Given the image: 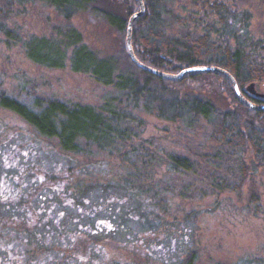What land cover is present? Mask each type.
I'll use <instances>...</instances> for the list:
<instances>
[{
    "label": "rangeland",
    "instance_id": "374dc122",
    "mask_svg": "<svg viewBox=\"0 0 264 264\" xmlns=\"http://www.w3.org/2000/svg\"><path fill=\"white\" fill-rule=\"evenodd\" d=\"M6 1L9 2L0 0V4ZM234 3L236 10L232 12ZM169 4L180 15L192 10L189 0H169ZM228 4L231 9L224 15L205 17L213 25L212 38L233 43L235 31L234 35L245 39V43L264 39V0H228ZM10 10L3 21L18 39L8 41L0 31V91L29 106L39 97L101 105L103 94L110 92L112 87L96 81L89 73L72 70L69 48L65 49V62L59 67L34 61L26 53L24 44L42 36L56 38L57 29L66 23L54 8L40 0H20L10 6ZM245 10L248 16L244 15ZM194 14L199 17L203 13L198 10ZM218 17L225 19V24L219 22ZM69 22L80 31L82 41L99 55L114 51L124 41L123 34L117 33L90 10L75 12ZM168 29L175 31L177 27L169 24ZM252 54L264 62V49L258 47V52ZM210 81L214 87L221 80L212 76L197 82L199 96L213 100L223 107L221 110H233L235 101L230 94L226 90L215 91ZM256 90L264 93L263 87ZM132 112L141 118L140 131L130 126L139 134L134 136L133 142L140 145L141 153L127 149L124 156H119L115 151L97 147L94 140H88L86 144L81 142L78 152H66L56 138L42 135L17 112L0 105V131L7 136V141L0 143V150H6L8 156L4 162L7 165L5 171L15 177V181L26 179L34 171L41 175L55 172L58 181L51 185L56 189L40 185L36 191L44 198L36 197L33 202L42 201L40 206L43 207L49 202L55 204V210L48 218L62 225L57 235L56 224L49 220L48 228L42 226L39 230L38 239L42 242H37L33 234L34 216L31 211L23 215V211L11 207V204L17 205V197L16 193L9 194V210L4 211L9 219L3 226H8L9 250L4 254V264H38L40 260L42 264H82L80 259L66 255L72 251H85L87 264H184L191 250H195L196 255L189 264H264V162L259 163L250 150L246 151L251 181H245L239 195L223 190L203 199L174 196L170 199L168 213L146 197V204L139 208L137 203L130 202L128 194L114 185L119 177H126L132 170L128 160H135L134 166L145 174L142 176L145 183H154L167 174L165 167L160 165L165 152L189 153L203 163L202 156H213L218 142L210 136V128L202 119L188 118L186 124L179 118L158 116L156 110H144L142 101L139 108H132ZM144 147L158 164L145 165L143 170L141 159L147 157ZM4 163L0 160V171ZM21 166L29 168L24 177L18 174ZM134 170L137 169L134 167ZM200 175L199 172L188 179L195 182ZM203 183V179L200 180L195 188L200 189ZM82 186L85 187L83 201ZM252 191L259 194L261 210L257 212L249 201ZM64 192L68 193L67 198L61 196ZM13 215L18 220L13 219ZM78 227L87 233H82ZM112 228L115 230L111 231ZM88 230L90 233L102 232L88 234ZM63 232L76 236L73 247L67 245V236ZM17 235L23 236L24 240L18 239ZM2 243H5L4 239ZM42 251L49 253H40ZM16 255L25 258L19 260ZM37 255L38 258L33 259Z\"/></svg>",
    "mask_w": 264,
    "mask_h": 264
},
{
    "label": "trees",
    "instance_id": "16d2710c",
    "mask_svg": "<svg viewBox=\"0 0 264 264\" xmlns=\"http://www.w3.org/2000/svg\"><path fill=\"white\" fill-rule=\"evenodd\" d=\"M19 1L9 0L0 4V31L12 42L18 37L5 26L3 20L11 11L10 6ZM40 1L52 6L66 23L60 28L55 27L58 28L56 38L42 36L24 44L27 55L34 61L59 67L65 62V49L69 48L68 58L72 70L89 73L96 81L111 86L112 90L103 94L102 104L98 107L56 97L35 98L29 106L0 91L1 106L17 112L42 135L56 138L60 148L66 152H78L81 142L86 144L88 140H94L97 147L115 151L119 156H124L127 149H131L133 153H141L140 145L133 142L134 136L139 134L130 127L135 126L139 128L137 131L141 130V118L132 112V108H139L141 101L144 110H156L158 116L179 118L186 124L188 118L202 119L210 128V136L218 142L213 156L204 154L201 163L189 153L173 150L165 152L160 165L165 167L167 174L154 183H145L142 177L145 174L134 166L135 160H128L127 163L132 164H128L132 170L126 177L121 176L115 181V188L128 194L130 202L137 203L139 208L146 204L145 198L150 197L164 213L169 212L170 199L174 196L182 199L197 196L203 199L223 190L240 194L245 181H251L246 151L250 150L259 163L264 162V109L257 110L244 104L237 97L230 79L223 73L192 70L173 79L159 76L135 64L126 50L124 36L129 16L138 9L137 0ZM189 1L192 10L180 15L170 6L169 0H143L145 11L134 20L131 29V44L136 57L145 64L167 72H178L196 64L221 66L233 75L248 99L264 103V97L250 94L245 87L254 82L256 89L264 88V62L252 54L258 52V47L264 49V39L245 43L246 40L238 38L234 31L233 43L228 40L218 42L212 38L213 25L205 17L213 14L221 16L229 12L231 8L228 0ZM86 9L101 17L117 33L123 34L124 41L121 39L123 42H119L114 51L97 54L82 41L80 31L69 22L75 12ZM198 10L203 13L199 17L194 14ZM234 10L236 3L232 6V12ZM245 14L248 16L247 10L244 11ZM221 18L218 17L219 22L225 24V19ZM169 24L177 27V30L170 31ZM124 57L127 59L124 60ZM212 76L221 81H217L214 87L210 81L211 88L215 91L226 90L235 101L233 110H221L223 107H219L213 100L199 96L197 82ZM144 149L146 150L145 147ZM150 155L151 152L147 151V157L143 156L141 159L143 170L145 165L157 163V159ZM199 172L201 175L195 182L188 179ZM70 175H73L72 172ZM202 179L204 186L196 189L195 184ZM84 188H80L82 201L85 199ZM249 201L256 212L261 210L257 191L250 192ZM49 222L56 224V233L60 234L62 225L56 221ZM79 228L82 233H87ZM101 232L90 233L88 230V234ZM63 233L67 236V245L73 247L76 236L69 232ZM98 239L102 240L103 237ZM76 252L84 253L83 256L86 254L85 251ZM195 255V250L188 252L186 263H191Z\"/></svg>",
    "mask_w": 264,
    "mask_h": 264
},
{
    "label": "flooded vegetation",
    "instance_id": "af4514ba",
    "mask_svg": "<svg viewBox=\"0 0 264 264\" xmlns=\"http://www.w3.org/2000/svg\"><path fill=\"white\" fill-rule=\"evenodd\" d=\"M250 93V92H249ZM251 94V93H250ZM253 95V94H252ZM7 141V136L4 137L2 131H0V143H5ZM3 147V146H2ZM7 152L6 150H0V160L1 162H5L7 158ZM3 170L0 171V264H4L3 258L4 254L8 252V226L3 227L5 223L8 222L9 216L4 213V211L9 210L8 206V199H9V194L11 193H16L15 196L17 197V205L11 204V207L16 208L17 211H23V215H25L26 211H31L32 215L34 216V227H33V234L34 238L37 242H42V240H39L38 237H40L39 230L42 226H45L48 228L49 224L48 221L51 220L48 217L50 216V213L55 210V204L50 203L47 204V206L43 207L40 206L42 201L40 202H33L34 198H39L43 200L44 197H42L38 191H36L37 187H40V185H46L52 189H56V187H53L51 184L55 182V180L58 181V178L55 175V172H49L48 174H40L41 172H32V175L27 176L26 179L21 178L17 181L15 177L9 176L8 173L5 171L7 168V165H2ZM29 168L21 166L18 170V174H22V176H26L28 173ZM16 185V187H15ZM14 190V191H13ZM64 195V196H63ZM63 197H68V193L65 194L62 193ZM66 205H72V204H67ZM15 217V215H13ZM18 220L17 217L13 218ZM7 220V221H5ZM55 219H53V222ZM50 223V222H49ZM5 229V230H4ZM5 232L7 233L6 235ZM18 239H21L22 241L24 240L23 236L17 235ZM2 239L5 240V243H2ZM40 253H49L46 251H42ZM60 256L63 257V254L59 253ZM56 255L57 252H56ZM65 255V254H64ZM66 255H70L74 257L75 259H80L82 261V264H87V259L80 253L76 251L69 252ZM17 256V255H16ZM39 255L34 256L33 259L38 258ZM18 259L20 258H25L21 256H17ZM28 257V256H27ZM19 259V260H20ZM40 259V258H39ZM18 260V261H19ZM85 262V263H84ZM33 264L34 262H30ZM38 264H42V261L38 262Z\"/></svg>",
    "mask_w": 264,
    "mask_h": 264
},
{
    "label": "water",
    "instance_id": "95a60500",
    "mask_svg": "<svg viewBox=\"0 0 264 264\" xmlns=\"http://www.w3.org/2000/svg\"><path fill=\"white\" fill-rule=\"evenodd\" d=\"M138 1V9L135 10L128 18L127 21V27H126V35H125V44H126V49L127 52L130 56V58L132 59V61L137 64L138 66L150 70L153 73L159 75V76H163V77H168V78H179L180 76H182V74L188 72V71H192V70H202V71H215V72H220L225 74L231 81L233 89L237 95V97L247 106L257 109V110H261L264 109V103H256L250 99H248L242 92V90L238 87V84L236 82V80L234 79L233 75L226 70L225 68L218 66V65H212V64H196V65H191V66H187L184 67L182 69H180L178 72H167V71H162L160 69H157L155 67H152L148 64L143 63L142 61H140L136 55L134 54L133 48H132V44H131V29H132V23L134 22V20L143 15L144 11H145V7H144V3L143 0H137ZM246 90L248 92H250L251 94H253L254 96H258L263 98L264 97V93L260 92L258 90L255 89L254 86V82H250L247 86H246Z\"/></svg>",
    "mask_w": 264,
    "mask_h": 264
}]
</instances>
